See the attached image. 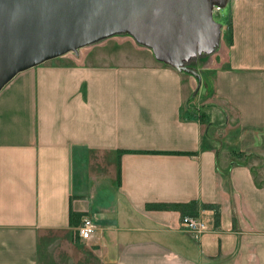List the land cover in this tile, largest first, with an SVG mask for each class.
<instances>
[{
	"label": "crops",
	"instance_id": "0c3cea01",
	"mask_svg": "<svg viewBox=\"0 0 264 264\" xmlns=\"http://www.w3.org/2000/svg\"><path fill=\"white\" fill-rule=\"evenodd\" d=\"M225 6L231 39L223 23L208 66L227 109L194 104L200 78L124 33L0 89V264H264V0ZM220 113L226 149L206 134ZM193 199L197 236L180 209L146 205Z\"/></svg>",
	"mask_w": 264,
	"mask_h": 264
},
{
	"label": "water",
	"instance_id": "95a60500",
	"mask_svg": "<svg viewBox=\"0 0 264 264\" xmlns=\"http://www.w3.org/2000/svg\"><path fill=\"white\" fill-rule=\"evenodd\" d=\"M226 0H0V89L18 72L115 33L178 70L216 50Z\"/></svg>",
	"mask_w": 264,
	"mask_h": 264
},
{
	"label": "rangeland",
	"instance_id": "374dc122",
	"mask_svg": "<svg viewBox=\"0 0 264 264\" xmlns=\"http://www.w3.org/2000/svg\"><path fill=\"white\" fill-rule=\"evenodd\" d=\"M214 17H215L216 20L220 21L222 24L224 23V27H225L227 25L226 22L229 19L228 7L225 6V8H223L221 10L220 14L219 13H216V14H214ZM113 35H122V33H115ZM124 35H127L129 37L130 36L132 37V35H130L129 33H124ZM102 39H104V38H102ZM132 39H134V38L132 37ZM134 41L138 45H140L141 47H146L144 45L139 44L135 39H134ZM146 48H148V47H146ZM214 52L215 51L210 52V53H198V54H195L194 56L190 57L188 60L184 61V64L186 66L191 67V68H193L194 70H196L198 72L199 78H200V81L198 82V85H197V92L199 91L200 92V95L199 96H196V97L193 96L192 98H190V100L193 99L194 104H198V105L201 104L203 106L206 105L208 109L213 108V104H216V105L220 106L221 108H226L227 109V107H228L227 104L226 103H223L222 101H220L218 99H216L213 96V94H212V90H210L211 89L212 81H211V77H210V73L211 72L209 70L208 64H209V61L211 60L212 55H213ZM63 54H65V53H63ZM60 57L61 56L59 55V56L54 57V58L60 59ZM197 78H198V76H197ZM201 112H202L201 114L203 116L206 115L205 110H202ZM205 120L207 122V125L205 123L206 134L209 136V134H212L213 133V136L215 138H217V141L214 140L213 143L216 144L218 147H224L225 146V149H226V146H227V143H226L227 142V137H228V139H230V138L231 139H234L233 138L234 137V131H231L229 133V135H226L225 134V127L224 126H218V124L221 121L222 122L226 121V123L228 122V124H229L228 127L229 128H232V127H234L235 119L234 118H230V119H227L226 118V119H224V115H222L220 113L219 115L214 114V116H212V118H210L209 116H207V118ZM210 120L215 123L216 126L214 128H213V126H211V123H213V122H210ZM206 136L204 137L205 139H206ZM81 220H82V218H81ZM81 220H80V222H81ZM74 235L75 236L77 235L76 229H74ZM62 264H63V262H62Z\"/></svg>",
	"mask_w": 264,
	"mask_h": 264
},
{
	"label": "built area",
	"instance_id": "2783aa9c",
	"mask_svg": "<svg viewBox=\"0 0 264 264\" xmlns=\"http://www.w3.org/2000/svg\"><path fill=\"white\" fill-rule=\"evenodd\" d=\"M222 6L215 4L213 6V16L216 13L221 12ZM183 226L188 229L194 236H197L198 233L208 230V225L206 221L199 214H189L185 213L181 218ZM96 223L92 217L85 215L82 217L81 222L75 227L76 233L82 238H90L96 231Z\"/></svg>",
	"mask_w": 264,
	"mask_h": 264
},
{
	"label": "trees",
	"instance_id": "16d2710c",
	"mask_svg": "<svg viewBox=\"0 0 264 264\" xmlns=\"http://www.w3.org/2000/svg\"><path fill=\"white\" fill-rule=\"evenodd\" d=\"M227 25L225 27V36L229 41L231 39V23L230 19L227 20ZM188 153H196V151H188ZM120 176V168H119V161H118V177ZM149 207H157V208H168L174 207L180 209L181 213H189V214H197V203L196 201H177V202H148L146 203ZM81 212L77 210H73L72 207L69 209V223L70 224H78L79 216Z\"/></svg>",
	"mask_w": 264,
	"mask_h": 264
}]
</instances>
